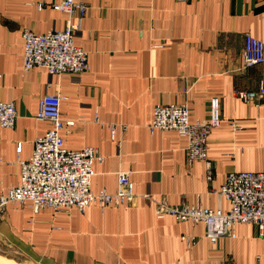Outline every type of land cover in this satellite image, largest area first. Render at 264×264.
I'll return each mask as SVG.
<instances>
[{"label": "crops", "instance_id": "obj_1", "mask_svg": "<svg viewBox=\"0 0 264 264\" xmlns=\"http://www.w3.org/2000/svg\"><path fill=\"white\" fill-rule=\"evenodd\" d=\"M61 1L0 0V101L17 111L12 128L0 127V194L18 183L19 161L49 127L35 119L39 98L57 93L60 116L71 121L61 129L65 147L93 146L103 156L91 189L114 192L118 173L129 172L136 197L84 211L9 203L0 214V255L18 264H264L253 223H236L212 243L203 223L154 214L162 199L226 211L218 193L225 174L264 171V92L258 102L235 95L264 89V62L244 68L241 55L245 33L264 44V0H75L87 7L74 33L87 70H24L22 30L63 29L68 14L54 7ZM214 95L221 122L207 141V181L204 163L187 160L186 138L148 124L155 105L171 102H185L191 120L207 119Z\"/></svg>", "mask_w": 264, "mask_h": 264}, {"label": "built area", "instance_id": "obj_2", "mask_svg": "<svg viewBox=\"0 0 264 264\" xmlns=\"http://www.w3.org/2000/svg\"><path fill=\"white\" fill-rule=\"evenodd\" d=\"M54 7L68 14L63 29L45 33L27 28L22 30L23 69L40 66L55 75L83 73L88 68L87 52L75 44L74 33L87 7L84 2L75 0H62ZM75 14L78 19L73 21ZM241 55L244 68L261 64L264 62L263 42L245 33ZM263 92L260 84L257 91L236 90L235 95L245 102H258ZM62 99L57 93L39 98L35 119L47 121L49 127L34 139L31 155L19 161L18 183L0 194V214L9 203L28 204L34 212L43 208L66 211L71 207L84 211L93 202L118 206L132 202L136 197L129 172L118 173L114 192L91 189L93 164L102 161L103 156L93 146L81 149L65 147L61 129L71 121L64 122L60 116ZM16 118L15 103L0 101V127L12 128ZM220 122V99L214 95L209 99L207 119L191 120L185 102L157 104L152 109L148 128L150 131L172 130L186 138L187 160L203 162L206 180L210 181L213 165L207 156V141L210 131ZM218 193L229 203L228 210H214L199 204L170 205L162 199L155 202L154 214L157 218L171 216L178 221L201 222L205 227V237L212 243L231 235L236 223L255 224L258 235L264 240V171H230L225 174ZM184 239L188 245L193 243V238L185 236Z\"/></svg>", "mask_w": 264, "mask_h": 264}, {"label": "rangeland", "instance_id": "obj_3", "mask_svg": "<svg viewBox=\"0 0 264 264\" xmlns=\"http://www.w3.org/2000/svg\"><path fill=\"white\" fill-rule=\"evenodd\" d=\"M0 264H18V263H16L15 261H13L11 259H7L4 256L0 255ZM22 264H26V263L22 262Z\"/></svg>", "mask_w": 264, "mask_h": 264}]
</instances>
